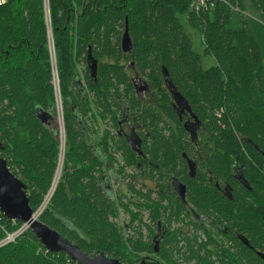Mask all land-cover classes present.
Returning a JSON list of instances; mask_svg holds the SVG:
<instances>
[{
    "label": "trees",
    "instance_id": "obj_1",
    "mask_svg": "<svg viewBox=\"0 0 264 264\" xmlns=\"http://www.w3.org/2000/svg\"><path fill=\"white\" fill-rule=\"evenodd\" d=\"M191 1L49 0V21L45 0L0 5V140L5 144L0 155L27 185L30 204L37 209L60 159L54 54L66 148L60 178L39 218L90 256L103 252L122 264H264L258 255L264 253V31L253 30L251 19L240 20L222 7L195 16ZM238 2L246 8L245 0ZM249 2L264 22V0ZM184 17L201 32L204 53L214 57L215 65L204 67ZM127 26L133 45L125 55L121 39ZM89 53L98 61L97 81L91 77ZM130 60L159 90L166 113L178 124V132L168 134L164 130L171 128L166 122L160 127L155 110L142 112L154 131L146 145L153 162L149 168H162L159 197L149 187L144 194L135 178L128 181L127 167L136 154L115 138L121 114L116 98L123 87L126 95L133 90L125 70ZM163 67L203 124L199 145L207 159L196 177L189 175L182 152L193 153L199 146L183 127L186 116L181 120L169 105ZM129 99L139 105L134 96ZM39 107L46 122L38 117ZM94 107L104 122L108 119L110 128L102 135ZM110 171L116 181L126 182L133 197L104 180ZM170 176L187 184L194 216H183L187 207L175 196ZM216 183L231 185L234 199L222 195ZM121 208L131 214L128 229L117 222ZM142 208L149 223L143 222ZM21 223L0 211V239L2 225L13 230ZM159 223L168 227L161 262L141 263L144 255L154 254L151 240ZM0 264L76 263L65 252L47 251L28 229L0 247Z\"/></svg>",
    "mask_w": 264,
    "mask_h": 264
},
{
    "label": "flooded vegetation",
    "instance_id": "obj_2",
    "mask_svg": "<svg viewBox=\"0 0 264 264\" xmlns=\"http://www.w3.org/2000/svg\"><path fill=\"white\" fill-rule=\"evenodd\" d=\"M122 50L125 55L132 52V48L128 50H124L122 48ZM125 70L127 71L131 79V85L133 86V90H131V93L129 95H126L125 88L123 87L121 88V92H123V94L118 95V97L116 98L121 114L117 120L115 138L125 140L129 144L133 152L136 154V158H134L135 160L134 164L127 167L128 173L131 174V176L128 178V181L134 182V178H135L137 182V187L141 188L144 194H147L150 191L147 190L149 187L154 190L155 196L159 197L163 192L162 178H160V173L162 168L160 169V171L158 169L157 171L154 172L149 168V165H151L153 162L149 158V151L147 150L146 145L151 144L152 141L151 137H153L154 131L149 126V123L145 118L146 116L144 117V115H142V112L155 110L160 116V127L164 126L163 124L164 122H166L167 127L171 128V129H165L164 130L165 133L170 134L171 131L178 132V124L173 117L169 116V114L166 113L165 107L163 106L161 100H159L158 98L160 97L159 90L158 89L155 90L152 88L148 79L136 69L134 61L130 60ZM129 71H131L134 74V76H131L129 74ZM164 87L166 88L165 94L169 96L168 98L169 105L171 106L174 113H176V115H179L181 120H183L184 116H186L185 119L183 120V127L185 128L191 143L196 144V146H199L196 147V149H194L195 152L193 153L190 152L187 153L186 151L182 152V156H183L182 159L187 165L189 175L191 173L189 170L190 168L189 166L193 165L196 170L195 172H193L194 175L193 176L190 175V176L196 177L198 174V168L200 169L205 168L204 165H202L201 163L204 161L205 158L207 159V153L205 147L199 145L201 144L202 141L201 132H202L203 124L201 120L192 112L191 106L186 98H185L186 100L181 99V103L179 104L178 96L176 97L173 94L172 90L169 89L166 82H164ZM130 96H134L135 101L139 103V105L133 104V101L129 99ZM94 111L96 115L99 116V117L97 116L99 120L97 122L95 120L94 122L96 124V127L101 130L100 134L102 135V132H104L105 129L110 128L106 124L108 119L106 120V122H104L103 119L98 114V110L96 107H94ZM186 122H188V129L185 127ZM191 125H193L194 127H191ZM97 150L99 151V147ZM106 164L109 165V163ZM134 174H136V176H134ZM107 178L111 182L114 181V176H112V173H108L105 176L104 180H106ZM173 178H175V176L169 177V182L171 184L172 190L175 196L183 202L184 206L187 207V209L184 210L183 216H185L187 212H191L192 216H194L196 210L192 206L188 205V187H187V195L186 198L184 199L183 197L179 196V194L175 190V187L173 185ZM237 178L239 181L244 183L245 181L244 178L243 179H239V177ZM216 186L221 189L222 195L226 196L227 198L234 199L232 192L233 187L231 185L227 183L224 185H219L218 183H216ZM126 189L130 197L131 196L133 197L134 194L131 193L130 189H128V185L126 186ZM127 213L129 216V220L131 221L132 218L131 214L129 211H127ZM144 221L148 222L146 219L143 218V222ZM138 222L139 220H137V223ZM175 224L178 225V228H180L181 231L187 230V228L184 227L182 223L176 222ZM167 229H168L167 225L159 223L156 230V234L153 236L151 240V244L154 249V254L144 255L143 256L144 259L141 261V263H144L146 261H152L154 259H157V262H161V259L158 257V255H160L161 243L167 232ZM145 234H146V229H145ZM154 255L157 256V258H154ZM184 263L187 264L186 262Z\"/></svg>",
    "mask_w": 264,
    "mask_h": 264
},
{
    "label": "water",
    "instance_id": "obj_3",
    "mask_svg": "<svg viewBox=\"0 0 264 264\" xmlns=\"http://www.w3.org/2000/svg\"><path fill=\"white\" fill-rule=\"evenodd\" d=\"M121 45L124 50L132 48L131 37L129 34L128 26L121 39ZM88 63L90 65L91 77L97 81L98 61L88 55ZM163 77L165 82L173 94L178 96V103L186 100L185 97L175 88L166 67H163ZM38 117L44 122L47 121V114L42 108L37 110ZM188 129V122L185 123ZM191 127H194L191 125ZM5 148V144L0 140V150ZM190 175H194L195 167L189 166ZM236 176L243 179L240 170L235 169ZM245 182V181H244ZM173 185L179 196L186 198L187 186L178 177L173 178ZM0 211L9 219H15L21 222L30 224L33 234L41 241L49 252H65L77 264H122L117 258L108 257L105 253L101 252L96 255L90 256L85 253L77 243H74L68 237L60 233L58 230L51 228L38 218L34 217V209L30 204L28 196L27 185L18 177L8 165L6 158L0 155ZM247 242V241H246ZM258 255L264 259V253L258 251Z\"/></svg>",
    "mask_w": 264,
    "mask_h": 264
},
{
    "label": "built area",
    "instance_id": "obj_4",
    "mask_svg": "<svg viewBox=\"0 0 264 264\" xmlns=\"http://www.w3.org/2000/svg\"><path fill=\"white\" fill-rule=\"evenodd\" d=\"M6 0H0V5L4 4ZM46 1V18L49 21L50 13H49V0ZM219 7H222L223 9L230 10L234 14H241L244 17L248 18V12L242 8L238 2V0H192L190 11L195 16H201L206 14H212L214 11H217ZM243 17V18H244ZM50 31V27L48 28ZM50 50L52 54L54 53V45L50 44ZM53 61H54V84H55V92H56V99H57V111H58V125H59V138H60V159H59V166L58 170L56 172L54 182L46 194L42 204L37 207V209L34 210V217L40 219V215L43 213L44 209L49 204L52 195L54 193L56 184L60 178L62 165H63V159L65 156V148H66V138H65V126H64V117H63V106H62V99L60 95L59 90V78H58V72L56 69V64L54 60V54H53ZM61 167V169H60ZM118 219V218H116ZM14 224L17 223V220L10 219ZM28 229H31L30 224L27 222H22L17 228L13 230H9L5 225H2V230L4 231V236L0 239V247L5 246L10 243H14L17 241V239ZM48 251V249H47ZM69 258L71 261H74L70 256ZM75 262V261H74ZM76 263V262H75ZM77 264V263H76Z\"/></svg>",
    "mask_w": 264,
    "mask_h": 264
},
{
    "label": "rangeland",
    "instance_id": "obj_5",
    "mask_svg": "<svg viewBox=\"0 0 264 264\" xmlns=\"http://www.w3.org/2000/svg\"><path fill=\"white\" fill-rule=\"evenodd\" d=\"M245 4H246V8H244V9L248 12V15H249L248 18L251 19L252 29L255 31L256 30L264 31V22L261 19L259 13L252 7L249 0H245ZM236 17L239 18L240 20H242L244 16L241 14H236ZM184 24L186 27V31L190 34V36L193 39L194 49L196 51H198L199 53H201L203 56L204 67L208 68L212 65H215L216 61H215L214 57L204 53V46H203L202 41H201V32L199 31V29L192 27L185 17H184ZM129 74L131 76H134V74L131 71H129ZM145 99H146V97H145ZM60 169H61V167H60ZM60 171H62V170H60ZM111 172L112 171H110L109 173H111ZM113 182H114V184H115L114 186H116V188H120L125 193L127 192L125 181H116V178H114ZM135 210H138V209L135 208ZM144 210H145V208L141 209L142 213L143 212L145 213ZM147 216H148V214L145 213L144 219H146ZM147 221H149L148 218H147ZM117 222L119 224H121L123 227H125V229L126 228L128 229L129 225H131V223H129L130 220H129L128 213H127V211L124 210V208H121Z\"/></svg>",
    "mask_w": 264,
    "mask_h": 264
}]
</instances>
